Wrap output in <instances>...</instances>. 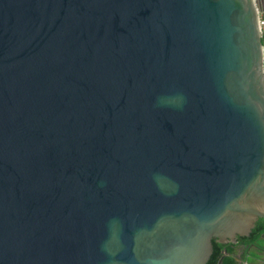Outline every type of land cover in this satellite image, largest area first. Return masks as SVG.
<instances>
[{"label": "water", "instance_id": "water-1", "mask_svg": "<svg viewBox=\"0 0 264 264\" xmlns=\"http://www.w3.org/2000/svg\"><path fill=\"white\" fill-rule=\"evenodd\" d=\"M259 0H0V264H206L264 218Z\"/></svg>", "mask_w": 264, "mask_h": 264}, {"label": "flooded vegetation", "instance_id": "flooded-vegetation-1", "mask_svg": "<svg viewBox=\"0 0 264 264\" xmlns=\"http://www.w3.org/2000/svg\"><path fill=\"white\" fill-rule=\"evenodd\" d=\"M259 1L264 7V0ZM213 240L220 244L222 251L217 264H264L263 217H257L255 227L247 234H236L233 241L220 242L217 238Z\"/></svg>", "mask_w": 264, "mask_h": 264}, {"label": "built area", "instance_id": "built-area-1", "mask_svg": "<svg viewBox=\"0 0 264 264\" xmlns=\"http://www.w3.org/2000/svg\"><path fill=\"white\" fill-rule=\"evenodd\" d=\"M257 27L261 40L262 70L264 73V13L260 10H257Z\"/></svg>", "mask_w": 264, "mask_h": 264}, {"label": "trees", "instance_id": "trees-1", "mask_svg": "<svg viewBox=\"0 0 264 264\" xmlns=\"http://www.w3.org/2000/svg\"><path fill=\"white\" fill-rule=\"evenodd\" d=\"M212 244H213V252L209 258V260L207 261L206 264H217L221 254H222V251H221V248H220V244L219 243H216L214 242V240H212ZM216 247V248H215Z\"/></svg>", "mask_w": 264, "mask_h": 264}]
</instances>
